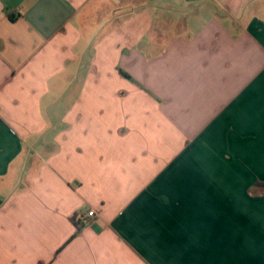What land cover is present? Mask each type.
Instances as JSON below:
<instances>
[{"label":"crops","instance_id":"0c3cea01","mask_svg":"<svg viewBox=\"0 0 264 264\" xmlns=\"http://www.w3.org/2000/svg\"><path fill=\"white\" fill-rule=\"evenodd\" d=\"M0 264H264V0H0Z\"/></svg>","mask_w":264,"mask_h":264},{"label":"rangeland","instance_id":"374dc122","mask_svg":"<svg viewBox=\"0 0 264 264\" xmlns=\"http://www.w3.org/2000/svg\"><path fill=\"white\" fill-rule=\"evenodd\" d=\"M209 153H212L211 151ZM221 185V183L218 180H215V184L213 185L215 188ZM211 200L205 202L207 203V207H210V204L212 203V201L214 202L215 205L218 206L217 209L215 210H210L211 208H207V211H203V216L201 218L204 217H208L211 218V215L214 219L220 218V219H225V193L221 194V192H218L217 189H215L214 194L212 196H210ZM190 213V215L187 216V218H192L193 217V213L192 212H188ZM214 238L219 237L218 233L215 231ZM221 242V241H220ZM220 242H218V244H216V250L220 249ZM225 247V246H224ZM223 247V248H224Z\"/></svg>","mask_w":264,"mask_h":264},{"label":"built area","instance_id":"2783aa9c","mask_svg":"<svg viewBox=\"0 0 264 264\" xmlns=\"http://www.w3.org/2000/svg\"><path fill=\"white\" fill-rule=\"evenodd\" d=\"M96 213L94 211L88 212L87 214H81L76 216L77 223L87 226L96 218Z\"/></svg>","mask_w":264,"mask_h":264},{"label":"trees","instance_id":"16d2710c","mask_svg":"<svg viewBox=\"0 0 264 264\" xmlns=\"http://www.w3.org/2000/svg\"><path fill=\"white\" fill-rule=\"evenodd\" d=\"M75 223H76V225H77V228H78V230H77V233L75 234V237L77 236V235H79L80 234V232H81V230L85 227L84 225H81V224H79V223H77V221H76V217H75Z\"/></svg>","mask_w":264,"mask_h":264}]
</instances>
